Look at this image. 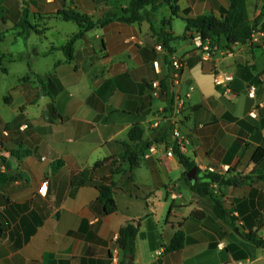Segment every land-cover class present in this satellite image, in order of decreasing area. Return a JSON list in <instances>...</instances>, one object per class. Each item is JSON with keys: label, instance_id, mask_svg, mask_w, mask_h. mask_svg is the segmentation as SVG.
Wrapping results in <instances>:
<instances>
[{"label": "crops", "instance_id": "obj_1", "mask_svg": "<svg viewBox=\"0 0 264 264\" xmlns=\"http://www.w3.org/2000/svg\"><path fill=\"white\" fill-rule=\"evenodd\" d=\"M129 1L0 0V69L17 79L0 106V264H120L117 239L128 223L139 227L136 264H264V248L247 237L264 239V49L222 38L196 50L198 30L187 31V20L224 18L231 0H156L146 7L156 6L151 20L113 19L87 31L67 55L62 47L79 25L63 12L98 20L121 15ZM263 4L247 0L251 20ZM165 34L171 54L186 56L176 82ZM217 69L233 75L229 88L215 84ZM189 86L192 97L177 115L174 96ZM135 124L145 140L157 132L177 140L198 181L190 182L178 156L168 154L172 146L154 143L137 167L124 163L114 176L118 208L106 214L98 188L75 186L72 178L121 155ZM208 172L240 180L211 183L226 219L191 186ZM109 173L104 165L94 179ZM177 232L185 244L170 249Z\"/></svg>", "mask_w": 264, "mask_h": 264}, {"label": "trees", "instance_id": "obj_2", "mask_svg": "<svg viewBox=\"0 0 264 264\" xmlns=\"http://www.w3.org/2000/svg\"><path fill=\"white\" fill-rule=\"evenodd\" d=\"M169 3L171 0H167ZM173 1V0H172ZM156 0H130L129 5L125 8L121 15L109 12L98 20L93 18L71 12H63V19L74 20L79 25V31L74 34L65 45L63 49L68 56H71L73 44L79 38L85 36L87 31L99 26L105 25L113 19L120 18L126 22H136L145 19H150L153 11L156 10V6L153 5L152 12L146 10L149 4L155 3ZM179 7L175 4L172 5L173 16L177 15ZM151 20V19H150ZM192 28H196L202 35L203 40L210 41L212 45L218 43L222 38H226L228 45L243 43L252 37V34L257 30H264V4L260 13L251 20L247 9V0H231L230 8L225 12L224 18H218L214 14L206 13L199 15L195 19L187 20V31ZM167 35L163 42V46L167 47L169 53L173 52L170 46V36ZM4 56H0V67L3 63ZM41 84L45 88V81L40 80ZM162 93L169 96L170 87L168 82H162ZM53 113H57L54 110L53 105H50ZM144 128L140 124L133 125L129 132V141H125V150L118 157L105 158L96 162L91 167L85 168L72 178V183L75 186L85 185L87 183L94 184L100 194L98 201L104 207V213L108 214L117 210V201L115 198L116 182L114 176L124 171V163L130 165V170L137 167L140 164L144 154L154 143L165 141L169 146H172L173 152L178 156L180 162L185 166L186 173L196 166L195 162L183 151L181 144L175 140L171 142L167 134L157 132L153 138L144 139ZM62 165V161H57L53 164V171H56ZM104 165H109V175L103 177L100 182L95 181L94 172ZM206 181L198 184L191 185L193 190L202 196L209 197L215 208L217 215L221 218L226 219L227 211L224 208L223 202L214 196L211 188L212 182H217L220 185H231L239 184L238 178H226L218 173L208 172L205 174ZM3 224L0 220V237L3 234ZM139 231L137 224L128 223L119 233L117 243L121 251L122 260L120 264H136L135 263V249H136V238ZM248 239L255 243L259 247L264 248V239L254 234H248ZM185 235L183 232H177L172 239L170 249H180L185 244Z\"/></svg>", "mask_w": 264, "mask_h": 264}, {"label": "built area", "instance_id": "obj_3", "mask_svg": "<svg viewBox=\"0 0 264 264\" xmlns=\"http://www.w3.org/2000/svg\"><path fill=\"white\" fill-rule=\"evenodd\" d=\"M253 44L260 46L264 49V30H257L252 34V37L249 39ZM204 41L202 35L197 31L195 37L196 50L204 47ZM159 49H162V46H158ZM186 56H181L177 54L170 55V66L172 69L171 75L172 79L176 82L185 67ZM214 82L216 85L224 86L226 88L230 87V83L233 81L234 77L232 74L220 70L213 71ZM193 86H189L188 90L184 94L176 93L174 96L175 104L174 111L177 115H181L184 109L187 106V103L190 101L193 93ZM256 87L253 85L250 87V94H255ZM254 113V112H253ZM155 147L151 146L150 150H154ZM169 155L173 154V150L170 149L168 152ZM48 185V179L43 180L41 186L39 187V192L46 190Z\"/></svg>", "mask_w": 264, "mask_h": 264}, {"label": "rangeland", "instance_id": "obj_4", "mask_svg": "<svg viewBox=\"0 0 264 264\" xmlns=\"http://www.w3.org/2000/svg\"><path fill=\"white\" fill-rule=\"evenodd\" d=\"M14 65L21 66V63H15ZM16 82H17V79L15 78L14 73L8 76L0 69V106L4 104V100L2 96L5 95L10 89L11 85H15Z\"/></svg>", "mask_w": 264, "mask_h": 264}, {"label": "water", "instance_id": "obj_5", "mask_svg": "<svg viewBox=\"0 0 264 264\" xmlns=\"http://www.w3.org/2000/svg\"><path fill=\"white\" fill-rule=\"evenodd\" d=\"M197 173H198V168L196 166H194L192 169H190L187 172V178H188V180L190 182H192V183H196L198 181Z\"/></svg>", "mask_w": 264, "mask_h": 264}]
</instances>
